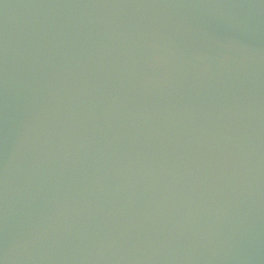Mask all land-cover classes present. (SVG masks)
<instances>
[{"label":"water","instance_id":"1","mask_svg":"<svg viewBox=\"0 0 264 264\" xmlns=\"http://www.w3.org/2000/svg\"><path fill=\"white\" fill-rule=\"evenodd\" d=\"M0 264H264V0H0Z\"/></svg>","mask_w":264,"mask_h":264}]
</instances>
